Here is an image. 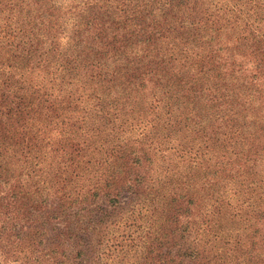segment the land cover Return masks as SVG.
I'll return each instance as SVG.
<instances>
[{
  "label": "rangeland",
  "instance_id": "374dc122",
  "mask_svg": "<svg viewBox=\"0 0 264 264\" xmlns=\"http://www.w3.org/2000/svg\"><path fill=\"white\" fill-rule=\"evenodd\" d=\"M31 1L0 0L23 34L0 36L1 250L52 203L76 213L64 264H264V153L241 159L236 127H263L264 104L220 114L211 89L251 16L228 0Z\"/></svg>",
  "mask_w": 264,
  "mask_h": 264
},
{
  "label": "trees",
  "instance_id": "16d2710c",
  "mask_svg": "<svg viewBox=\"0 0 264 264\" xmlns=\"http://www.w3.org/2000/svg\"><path fill=\"white\" fill-rule=\"evenodd\" d=\"M14 1V5L16 3L20 5L25 4V0ZM228 1H231L241 14L251 16V18L247 24H244L239 41L237 40L235 42L236 44L234 43L229 49L228 57L222 58V56H218V59H216L218 63L217 67L221 68V70L218 74V79L214 75L215 81L211 82V89L212 98L218 103V112L220 114L230 111L231 114H236L238 112L236 109L242 106V109L245 110L244 106L247 103L264 104V0ZM31 2H34V0ZM1 14L2 10H0V16ZM0 20L5 19L0 18ZM8 28L11 29L9 32L7 31ZM1 35L3 36L2 38L13 40L22 37L20 35L23 34L12 30L9 25L0 24ZM70 66L74 68L72 65ZM191 91L192 97L203 94L202 90L196 87ZM164 94L167 93L164 92ZM206 96L209 95L206 94ZM178 97L173 96L174 101L176 98L178 99L176 108L179 104H182L181 96L179 95ZM237 115H233V117L235 118ZM262 124L263 127L257 125L250 132L247 131L250 123L246 124L245 122H241L236 126L239 129L238 132H241V138L243 137L242 142L246 146L250 145V148L246 152H242L239 155L241 159L250 160V158L248 159L249 153H254L255 155L264 153V121ZM233 125H230L228 129L233 128ZM219 129L220 127L212 133L214 136V145L222 143L220 137L225 136V134H221ZM248 133L249 135L247 137ZM252 134H255V136L249 138ZM51 204L49 205L51 208L50 212L40 213L39 208H37L35 214L25 221L27 222L26 224L25 222L19 226L14 224L11 227L10 231H17V234H15L13 242L7 247V252L2 251L0 248V264H64L62 262L63 259L59 258H65V249L70 247V245L73 247L78 243L75 239V230L73 229L71 231L69 229L67 233L65 229L68 215L72 213L70 208L74 206H69V208L63 206V209L57 210ZM7 205L9 204L5 203L2 209H5ZM117 205H119L118 201L115 202V206ZM115 206L113 208H116ZM105 208L106 205L104 204L94 203L92 205H86L84 209L88 212L92 220L97 221L106 212ZM75 215L76 213L73 212L72 216ZM75 229L76 231H80L79 227H75ZM7 230L8 228L6 226H0V243L4 242L3 240ZM33 230H36V236H30ZM94 230L95 227L91 231ZM69 234L72 237L70 244ZM79 240L82 241L81 238ZM24 253L29 254L25 255ZM65 264L68 263L66 262ZM70 264H88V262L80 256V259L78 258L76 262H71Z\"/></svg>",
  "mask_w": 264,
  "mask_h": 264
}]
</instances>
